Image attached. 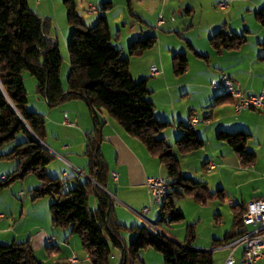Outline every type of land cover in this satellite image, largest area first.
<instances>
[{
  "label": "trees",
  "instance_id": "1",
  "mask_svg": "<svg viewBox=\"0 0 264 264\" xmlns=\"http://www.w3.org/2000/svg\"><path fill=\"white\" fill-rule=\"evenodd\" d=\"M128 4L131 0H127ZM68 23L73 31L67 48L71 71L67 91L61 79L63 58L58 38L50 34L51 25L34 13L28 0H0V148L17 140L16 145L1 160H17V168L4 180H0V192L16 181L34 175L39 184L33 189V200L52 199L50 214L55 228L70 229L71 235L81 240L82 250L90 255L87 264H110L116 250H124L120 264H146L141 253L152 249L160 253L164 264H214L212 251L195 250L196 227L189 224L183 246L168 238L164 227L185 220L176 207L178 199L189 198L198 204L214 200L225 201L223 189L212 192L209 185L184 175L174 149L164 138H159L170 122L158 121L154 115L155 105L150 96L153 91L148 80L136 82L130 74V59L113 46L107 12L113 8L111 1L101 4L93 27H88L77 13L75 0H65ZM255 18L264 27V6L255 12ZM245 35L218 31L210 37L212 49L222 54L236 51L247 43ZM156 36L145 37L130 43L131 56H140L156 46ZM264 46V45H263ZM192 51L194 48L189 44ZM203 57V56H201ZM208 58V57H205ZM173 71L183 75L189 67V54L173 56ZM24 72L36 80L37 93L50 108L82 99L87 103L94 119V129L88 136L86 155L90 159L87 175L106 187L108 170L100 153L102 124L97 111L106 112L129 135L138 139L156 157L167 173L169 194L157 205L159 217L155 228L127 227L120 223L115 213L113 199L87 179L52 177L48 167L55 156L39 142L47 135L46 118L43 114L27 109L28 94ZM230 96L219 94L216 105ZM193 113L190 114L192 121ZM181 137L176 141L179 155H188L203 149L206 142L199 137L192 124L180 123ZM37 137H35L33 134ZM251 134L244 131L227 133L221 131L217 139L231 147L239 161L245 165L256 162L257 156L248 150ZM93 195L95 206L90 207ZM234 225L231 232L221 240H214V248L227 246L246 233L243 223L245 204L232 206ZM135 233L127 243L123 233ZM0 264H45L35 255L29 241L0 244ZM58 264H70L62 262Z\"/></svg>",
  "mask_w": 264,
  "mask_h": 264
},
{
  "label": "crops",
  "instance_id": "2",
  "mask_svg": "<svg viewBox=\"0 0 264 264\" xmlns=\"http://www.w3.org/2000/svg\"><path fill=\"white\" fill-rule=\"evenodd\" d=\"M43 1L36 3L37 7L35 8L42 7L47 0ZM106 1L113 3V0ZM82 2L88 3L87 8L90 9L91 6L102 4L105 0H83ZM97 14L98 11L95 13L88 11L86 15H82L85 24L88 26L95 24ZM231 14L232 11L227 12L226 16ZM106 15L108 16V14ZM164 25L169 27L171 24ZM218 26L216 25V28ZM53 29L54 26L50 30L51 36L58 38L57 30L54 31ZM256 29L258 32L254 36V40L252 42L247 41L242 48L236 51H227L222 54L214 52L212 48H206L204 52L196 51L195 56L191 60L193 63H189L188 70L182 76L186 80L180 77L173 78V80L175 79L173 82H176L177 85L171 88V92L167 93L171 99L175 98L176 90H180L181 94L184 92L185 95L199 98L198 105H188V109H191L190 114L193 113L192 118H197L196 123H192L190 115L189 122L185 123L187 113L180 115L176 108L173 109L172 114L161 113L158 115L156 113V102L151 99L153 103L155 102L154 115L158 121L169 122V120H173L176 125L177 121L180 120L179 122L185 125L192 124L199 137L206 142L205 147L209 148L205 152L197 151L184 156V159H194L193 164L194 162H196V165L201 164L204 173L201 177L192 174L189 177L206 182L212 191H215L216 188L217 190L223 189L226 196L225 201L233 200L234 205H243L249 200L264 198V112L252 109L238 113L235 109V100L233 98L224 99L222 103L216 105L219 93L214 91L209 83L214 79L228 77L237 82L246 94L264 92V27L257 26ZM61 31L64 44L68 45L72 30L67 28V26H63L62 23ZM237 32L236 34L240 33L238 30ZM120 36L121 34L118 33V37L115 40L121 39ZM121 50H124V45ZM177 53V51L169 50L168 54L169 56H174ZM165 57L163 54L161 61L164 60L162 61L164 66L162 74L159 76L163 77L161 80L162 86L163 83L167 84L173 77L169 65L165 63ZM205 57L214 59L217 64L212 66L213 62L211 65L208 63V68L202 76L193 73L192 65L203 67L201 58ZM144 73L145 76H140L139 78H145L149 81L150 70L146 68ZM134 80L136 81V79ZM167 88H169L168 85ZM64 89L67 91V86ZM161 90L165 91L164 88H161ZM38 95L35 88L33 98L29 96L27 109L43 114L47 118V135L42 143L56 158L53 166L51 165L52 168L48 169V171L55 177H59L61 174V178H65V172L70 175L69 178L78 176L74 168L87 174L90 165V159L86 155L88 136L92 134L94 129V119L90 114L87 103L82 99H77L64 102L55 108H50L48 104H45V100L43 102L38 98ZM32 99L40 103V106L34 107L31 105ZM197 107L203 111L200 116L199 114H194ZM97 116L102 124L99 142L100 153L108 170L106 187H102L108 191V195L114 201L118 220L128 227V216L140 219L138 214H143L144 208L149 205L150 197L146 186L147 179L162 177L163 166L138 139L129 135L106 112L97 111ZM66 120L69 123H66ZM173 131L169 135L164 134V132L161 134L169 144H172L171 139L173 136L181 134L177 126H175ZM221 131L227 133L244 131L251 134L248 150L256 154V162L248 166L243 165L231 147L217 139V135ZM5 153H8V151L0 152V155ZM210 163L215 164V168L209 171L206 166ZM7 165L12 169L17 168L15 162H9ZM0 173V180L1 177H6L2 171ZM113 174H116V177ZM231 174L235 177V182L228 180V176L232 177ZM37 184L39 182H32L30 187L32 186L31 188H33ZM20 193L19 196H21ZM92 204L95 206V200ZM0 214L3 215L0 218V243L9 244L10 242L21 243L29 241L36 257L45 264L67 262L73 254H77L84 261V257L79 255L82 250L80 240L76 236L71 235L70 229L55 228L52 225L50 215L47 216L48 214H46L43 216L36 209H32L25 219H29L31 216L33 221L29 222V224L27 222L28 225L23 226L25 221L23 224H21V221L16 222L14 213L11 214L10 218L1 211ZM134 219H130L134 224L132 226L140 227ZM221 220L222 217H217L219 223H221ZM132 233L134 234V232ZM47 238H50V241L48 244H44ZM221 239L223 238L218 237L214 240ZM204 248H210L212 252L225 250L227 254L217 264H224L229 255L227 246L214 248L211 245V247ZM82 264H87V262L84 261ZM259 264H264V259Z\"/></svg>",
  "mask_w": 264,
  "mask_h": 264
},
{
  "label": "rangeland",
  "instance_id": "3",
  "mask_svg": "<svg viewBox=\"0 0 264 264\" xmlns=\"http://www.w3.org/2000/svg\"><path fill=\"white\" fill-rule=\"evenodd\" d=\"M40 1L42 0H28V3L30 5L29 7L32 8L30 9L34 13H39L38 15L42 19L47 20L51 27L54 26V31L57 30L59 38V50L63 58L61 66V79L63 87L65 88L67 86L68 76L71 71V64L67 44H64L61 24L63 23V26H67V28L73 31L72 26H70V24L68 23V14L65 0H44L46 1V3H44L42 7L35 8L37 7L36 3H39ZM82 1L83 0H75L77 13L80 16L86 15L88 11L90 12V9L87 8L88 3H84ZM220 1H225L229 4L226 10L219 9L218 3ZM239 1L240 2L238 3V0H166L165 2L163 0H131L128 4L127 0H113V8L107 12V18L109 21V25H111L110 27L113 33V46H115L117 50L122 52V57L130 59L131 76L138 82L141 81V79H145H140L139 77L145 76L144 72L146 68L150 70L152 66H157L162 71V68L164 66L162 62L164 60L161 61L162 55L164 54L166 56L165 63L169 65L171 74L173 76L172 79H170L167 84L163 83V86L161 85V80L163 79L162 76L154 77L149 75L150 78L148 81V86L153 91V94L150 96V98L154 99V101L156 102V113L158 115L161 113L172 114L173 109L176 108L180 115L185 112L187 113V120L185 123H188L191 110L188 109V105H198L199 102V98L197 96L185 95L184 92L181 94L180 90H176V93L174 94L175 98L171 99L168 96L167 93L171 92V88L177 85L176 82H173L175 81V79L173 80V78L180 77L183 80H186L185 77H182L183 75H176L174 73L172 63L173 55L169 56V50L177 51L178 53H188L190 59L189 63H193L191 60L193 56H195L196 51L204 52L206 48H212L210 46L209 39L220 30H223V32L226 33H238V30L240 32L239 34L241 36L245 35L249 42H252V40H254V36H256L258 32L256 29L257 26L262 27V25H260V23H258L255 18V12L264 6V0ZM95 7L98 10V18L99 14L103 13L101 12V4H96ZM231 11L232 14L230 16H226L227 12L229 13ZM160 17H163L165 19L164 24L171 25L168 27L163 24L162 26L157 27L156 22ZM93 25L94 24H92L91 26H87L93 27ZM216 25H219L218 28H216ZM143 30L144 32H142ZM118 33L121 34V39L115 40V38L118 37ZM71 34L72 32L70 33V37ZM150 36H156L158 38L156 46L152 49L147 50L140 56H131L128 51L130 43L138 39H143ZM189 44L193 48L195 47L194 51L190 49ZM123 45L124 50H121ZM201 59L203 62V67H201L200 65H192V72L202 76V74H204L205 70L208 68V63L211 65L213 62L212 66H215L217 62L214 59L210 58ZM23 76L29 100V96L30 98H33L34 96L36 80L30 75L29 72H24ZM211 82L209 84H211ZM167 85L170 89L167 88ZM161 88H164L165 91L161 90ZM38 98L44 102L43 97L38 95ZM31 103V105H33L34 107L40 106V103L34 101L33 99L31 100ZM29 111L34 112L33 110ZM195 111L196 112H194V114H199V116L203 112L199 107L195 108ZM179 121L180 120H178L177 124L175 125L173 123V120H169L171 126L163 131L164 134H172L174 132L173 130L175 129V126L179 127ZM161 134H159V138H163ZM181 135L182 134L176 135L175 137L173 136V138L171 139L172 144H169V142L167 143L173 147L175 155L180 161V166L184 175L189 177L190 174H192L201 177V175L204 174L202 165H196V162H194L193 164L194 159H184V156L179 155V153L176 151V141L181 137ZM19 139H21V136L17 138V140ZM17 140L7 143L3 147H1L0 152H9L16 145V143L18 142ZM207 148L208 147H204L203 149L199 150V152H205V150H209V148ZM55 161L56 158L49 165V170L52 168L51 165L53 166V162ZM9 162H15L17 167V160L0 159V171H2L6 175V177L16 169L10 168L7 165L9 164ZM48 173L50 176L55 177L53 176V174H51L50 171H48ZM161 175L163 178L167 177V173L164 167ZM79 177L81 178V181H84L85 179L88 180L90 176H88L87 178L85 176ZM59 178L61 179V174L59 175ZM228 180L231 182L236 181L235 177L233 176L231 178L230 176H228ZM32 182L38 183V180L34 175H29L26 179L22 181H16L0 192V211L5 213L8 218H10L11 214L14 213L16 222L21 221V224H23V222L25 221V224L23 226H26L29 224V222L33 221V217L31 216L29 217V219H25L32 211V209H36V211H39L43 216H45L46 214H48L47 216H51L50 206L52 203V199L49 197H45L33 201V195L31 191L35 189L38 184L31 188L32 186L30 187V185ZM92 184L94 185V183ZM94 186L96 187V185ZM20 191H24L23 193H25V195L23 194L19 196ZM215 191L213 190L212 192ZM93 201L94 197L93 195H91L90 207L92 209ZM176 207L178 210H181L183 212V214L185 215V220L176 225L164 227V234L176 243H184L187 226L189 224H194L196 227V241L194 245L196 246H193L192 248L200 251H212V249L210 250V248L204 247H211L215 238H224L227 233L231 232L233 229L235 216L231 206L227 201H221L217 199L203 205L196 203L192 199L185 198L178 199L176 201ZM158 217L159 212L156 206L155 208H153V211L148 218L152 221V223H156ZM217 217H222L221 223L217 221ZM128 219L129 222L127 225L129 228H131L134 224L130 219H134V217L130 218V216H128ZM134 220H136V223L140 227H143L145 225L141 219ZM245 229L251 230L252 227H246ZM132 232L133 231L131 230H127L123 233V237L127 243H130L135 235V233L133 234ZM76 237L78 238V240H80L78 236ZM11 243L13 242H10L9 244ZM0 244L7 245L2 243ZM225 254H227L225 250L214 251V264H217L218 261L221 262V260L224 259ZM79 255L81 257H85L84 251L81 250ZM113 255L114 256L111 259L110 264H119L120 256L118 255V250L115 251ZM241 255H243V247H239L236 251V256L239 260L241 259L239 258ZM141 259L146 264H164L162 255L152 249L142 252Z\"/></svg>",
  "mask_w": 264,
  "mask_h": 264
},
{
  "label": "built area",
  "instance_id": "4",
  "mask_svg": "<svg viewBox=\"0 0 264 264\" xmlns=\"http://www.w3.org/2000/svg\"><path fill=\"white\" fill-rule=\"evenodd\" d=\"M163 1L165 2L166 0ZM228 6L229 4L225 1H220L218 3V7L221 10H226ZM97 11L98 10L95 6L90 7L91 13ZM164 23L165 19L160 17L157 19L156 26L160 27ZM150 73L151 76L156 77L160 76L162 71L157 66H152ZM210 87L219 94L233 98L235 100V109L238 113L252 109L264 112V92L246 94L237 82L228 77L212 80ZM196 122L197 118H192V123ZM66 123L69 122L66 120ZM206 167L210 171L215 168V164L210 163ZM74 170L77 175L85 176L86 178L88 177L85 172L77 168H74ZM113 175L116 177V174ZM64 177L69 178L70 175L65 172ZM1 179L4 180L5 177H1ZM146 186L150 197L149 206L144 208L143 214H138V217L144 222V226L155 228L148 217L153 208H155L161 200L169 194L170 188L167 179L163 177L148 178ZM23 194L24 193L21 192V195ZM228 203L230 206H234L235 204L233 200H230ZM1 217H3L2 214H0V218ZM243 223L246 227H252V229H245L246 233L243 236L227 245L229 255L224 264H259V262L264 259V198L252 199L245 203ZM49 241L50 238H47V240L44 241V244H48ZM239 247H243V255L240 260L236 256V250ZM123 253L124 250H118L120 260ZM84 261H90L89 254H85ZM84 261H82L77 254H73L68 259L70 264H82Z\"/></svg>",
  "mask_w": 264,
  "mask_h": 264
},
{
  "label": "water",
  "instance_id": "5",
  "mask_svg": "<svg viewBox=\"0 0 264 264\" xmlns=\"http://www.w3.org/2000/svg\"><path fill=\"white\" fill-rule=\"evenodd\" d=\"M32 134H33V133H32ZM33 135H34V134H33ZM34 136H35V135H34ZM35 137H36V136H35ZM36 138H37V137H36ZM37 140H39V142H40L41 144H43V143H42V140H40V139H38V138H37ZM43 145H44V144H43ZM88 180L91 181L92 183H94V185H96L97 188H99V189H101L102 191H104L105 193L109 194L108 191H107L104 187H102V185H100L96 180H93V179L90 178V177L88 178ZM179 245L183 246V244H179Z\"/></svg>",
  "mask_w": 264,
  "mask_h": 264
}]
</instances>
